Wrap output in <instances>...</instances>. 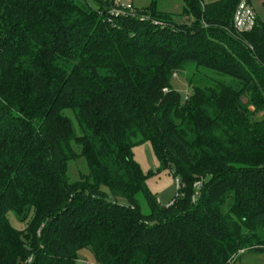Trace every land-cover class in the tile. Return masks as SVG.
I'll list each match as a JSON object with an SVG mask.
<instances>
[{
    "label": "trees",
    "instance_id": "1",
    "mask_svg": "<svg viewBox=\"0 0 264 264\" xmlns=\"http://www.w3.org/2000/svg\"><path fill=\"white\" fill-rule=\"evenodd\" d=\"M181 1L116 16L113 0H0V264H75L80 249L99 264H234L264 250V23L237 32L240 0ZM188 64L182 99L171 79ZM143 142L173 170L166 206L134 159ZM79 155L88 175L70 182Z\"/></svg>",
    "mask_w": 264,
    "mask_h": 264
},
{
    "label": "rangeland",
    "instance_id": "2",
    "mask_svg": "<svg viewBox=\"0 0 264 264\" xmlns=\"http://www.w3.org/2000/svg\"><path fill=\"white\" fill-rule=\"evenodd\" d=\"M150 0H119L120 4L132 3L136 7L140 8L149 4ZM204 2H211L215 0H203ZM257 16L261 22L264 23V0H250ZM158 7L160 10L177 12L179 13L182 9L181 0H159ZM194 64H188L184 71L178 72L177 75H173L171 84L176 89L181 98L185 99L190 88L188 86L186 77H188ZM64 114L69 117L75 127L76 134H80L79 126L75 120L73 111L66 109L63 111ZM260 115V114H259ZM73 149L79 153L78 147L72 142ZM133 154L135 161L139 164L142 171L148 175L146 179V185L148 189L155 194L158 202L162 205H168L172 198L176 194V180L173 178L172 169L162 168L157 158L154 155L151 144L149 142H143L136 145L133 148ZM67 177L70 182H76L88 175V167L85 159L79 155L76 159L67 161ZM105 189V188H104ZM106 190V189H105ZM198 196V191L196 192ZM110 198L112 196L109 194ZM125 203V201H122ZM141 211L146 213L148 211L146 202L140 197ZM7 218L10 224L20 230L23 229L25 224L19 222L12 212L7 214ZM24 264V263H20ZM75 264H99L96 262L93 254L88 249H80L77 252V259ZM234 264H264V250L263 251H245L242 250L238 253Z\"/></svg>",
    "mask_w": 264,
    "mask_h": 264
},
{
    "label": "built area",
    "instance_id": "3",
    "mask_svg": "<svg viewBox=\"0 0 264 264\" xmlns=\"http://www.w3.org/2000/svg\"><path fill=\"white\" fill-rule=\"evenodd\" d=\"M134 6L131 3L125 5L120 4L119 0H113V4L109 10L110 14L118 15H131L134 16ZM257 13L250 0H240L235 8L232 26L237 32H248L253 29L256 23ZM175 75V74H174ZM201 181L194 183V187L197 189L200 187ZM195 199V196L192 197ZM242 251V250H240ZM31 258L28 259L30 261Z\"/></svg>",
    "mask_w": 264,
    "mask_h": 264
}]
</instances>
